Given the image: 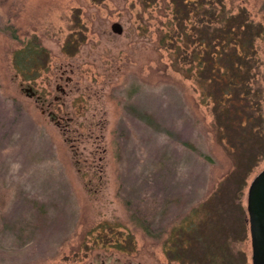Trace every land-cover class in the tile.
Returning <instances> with one entry per match:
<instances>
[{"label": "rangeland", "instance_id": "obj_1", "mask_svg": "<svg viewBox=\"0 0 264 264\" xmlns=\"http://www.w3.org/2000/svg\"><path fill=\"white\" fill-rule=\"evenodd\" d=\"M141 1L0 0V264H251L264 0ZM248 44L247 101L216 105L199 66Z\"/></svg>", "mask_w": 264, "mask_h": 264}, {"label": "trees", "instance_id": "obj_2", "mask_svg": "<svg viewBox=\"0 0 264 264\" xmlns=\"http://www.w3.org/2000/svg\"><path fill=\"white\" fill-rule=\"evenodd\" d=\"M140 2H143L140 0ZM252 24L245 22L244 24H240L238 27L235 28V34L240 33L243 34L244 38L247 39L249 42L253 40V33H254V27L251 26ZM233 27H228L227 31L225 30V34L231 33ZM259 33V32H257ZM64 48H69V44L66 43ZM242 49L244 51V56H248L251 58H254V54L252 52V44H248L245 47L242 45ZM242 51V52H243ZM44 53V49L40 47L39 43H28L24 46L23 49L20 51H16L13 53V58H14V63L13 66L17 70V72H31V70H35L37 67H39V63H36L34 60L29 59L30 55H36L37 57H40L41 54ZM245 56V57H246ZM242 53L241 51L238 53L237 52V47L232 45L230 49L225 50L222 48V51L219 53H215V56H213V59H211V62L209 60L203 61L204 64H201L199 68L201 69L199 71V77L200 81H198L200 87L205 89L207 97L211 98L214 100V103L216 105H221L222 101L225 103H228L231 105L232 108H234L236 105L233 103L230 98H233L234 100H239V99H245L247 101V94L246 91L250 89V81L252 77L249 76V68H246L245 64L248 62L247 58H241ZM234 61H238L240 65H243L245 67L244 72L243 68L235 67ZM212 64V67H208V65ZM224 64V73L229 72L231 74V79L224 80L223 74L220 72V69H218L216 66L217 65H222ZM213 70L215 73L209 78L211 81L208 84H204L206 81L205 79V74H207L208 71ZM242 70V71H241ZM243 72V73H242ZM218 76V77H217ZM208 81V82H209ZM241 94L244 95V97H241ZM257 95H260L259 93H256ZM223 96H225L223 100ZM228 97V98H226ZM231 102V103H230ZM219 106V107H221ZM249 117H247L248 121ZM239 129L241 131L242 135L243 133H248V129L246 126L245 127H236V132ZM239 133V132H238ZM233 139V138H232ZM192 230L191 226H185L183 228H180V231L183 233L188 234L189 231ZM131 237H129V243H131ZM127 243L126 247L130 246V244ZM115 249L119 252L125 251V247L120 244L115 245ZM169 250H173V247H170Z\"/></svg>", "mask_w": 264, "mask_h": 264}, {"label": "water", "instance_id": "obj_3", "mask_svg": "<svg viewBox=\"0 0 264 264\" xmlns=\"http://www.w3.org/2000/svg\"><path fill=\"white\" fill-rule=\"evenodd\" d=\"M112 31L119 34V25ZM246 212L251 246V264H264V169L251 181L246 195Z\"/></svg>", "mask_w": 264, "mask_h": 264}]
</instances>
